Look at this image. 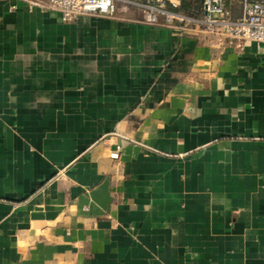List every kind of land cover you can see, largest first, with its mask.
I'll return each mask as SVG.
<instances>
[{"label": "crops", "instance_id": "obj_1", "mask_svg": "<svg viewBox=\"0 0 264 264\" xmlns=\"http://www.w3.org/2000/svg\"><path fill=\"white\" fill-rule=\"evenodd\" d=\"M139 18L0 0V264H264V43Z\"/></svg>", "mask_w": 264, "mask_h": 264}, {"label": "built area", "instance_id": "obj_2", "mask_svg": "<svg viewBox=\"0 0 264 264\" xmlns=\"http://www.w3.org/2000/svg\"><path fill=\"white\" fill-rule=\"evenodd\" d=\"M233 1L240 7L238 16L232 13ZM45 5L59 11L64 22L80 15L114 18L134 7L141 23L178 35L204 33L216 46L240 49L246 41L264 43V0H45Z\"/></svg>", "mask_w": 264, "mask_h": 264}]
</instances>
